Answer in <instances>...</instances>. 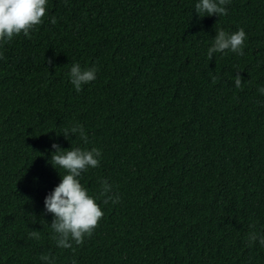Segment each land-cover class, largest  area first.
Masks as SVG:
<instances>
[{
    "label": "trees",
    "instance_id": "obj_1",
    "mask_svg": "<svg viewBox=\"0 0 264 264\" xmlns=\"http://www.w3.org/2000/svg\"><path fill=\"white\" fill-rule=\"evenodd\" d=\"M198 2L48 0L30 38L0 42V264H264L247 240L264 234V0L204 18ZM241 28L243 56L208 59L218 30ZM75 63L98 69L81 92ZM74 124L87 144L63 136ZM54 143L102 153L80 179L104 216L74 251L51 239L45 209L65 174Z\"/></svg>",
    "mask_w": 264,
    "mask_h": 264
},
{
    "label": "clouds",
    "instance_id": "obj_2",
    "mask_svg": "<svg viewBox=\"0 0 264 264\" xmlns=\"http://www.w3.org/2000/svg\"><path fill=\"white\" fill-rule=\"evenodd\" d=\"M230 0H199L195 5L196 13L200 17L225 16L227 15L226 5ZM48 0H0V42L7 43L15 37L23 34L30 38V33L44 23L47 15ZM51 22L55 24L53 16ZM246 33L241 28L237 32L227 33L224 30L216 32L215 39L207 51V57L212 60L214 54L231 51L240 56L244 55ZM0 59H4L0 53ZM51 65L52 61L48 60ZM95 67L82 68L79 63L71 66L70 78L76 92L83 90L82 86L93 82L97 78ZM215 83L217 77H211ZM242 77L235 76V86L240 88ZM264 94V87L259 89ZM70 134L75 135L85 144L88 143V136L83 125L74 124L63 130V136L70 139ZM52 148L55 151L51 157V164L57 170H64L61 175V183L45 198L46 213L52 214L54 219L50 225L52 230L51 239L55 241L60 249H74V245L82 246L86 237H91L99 222L103 219L104 212L97 199L89 194L88 190L81 183V176L90 168L95 169L100 165L101 151L98 148L88 150L86 148H71L64 150L59 144L54 143ZM60 173V171H59ZM61 174V173H60ZM100 196L104 203H119V194H113L112 186L107 180H101ZM254 229V225L250 226ZM40 231L30 230V239H40ZM249 246L259 241L264 246V234L255 230L250 231L247 236ZM40 260L44 264H55V257L51 253L43 254ZM72 264H76L75 261Z\"/></svg>",
    "mask_w": 264,
    "mask_h": 264
}]
</instances>
